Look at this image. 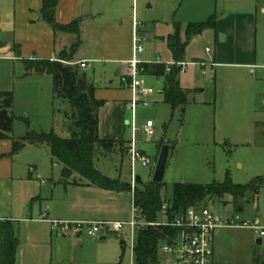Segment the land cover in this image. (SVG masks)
Here are the masks:
<instances>
[{
    "label": "rangeland",
    "instance_id": "rangeland-1",
    "mask_svg": "<svg viewBox=\"0 0 264 264\" xmlns=\"http://www.w3.org/2000/svg\"><path fill=\"white\" fill-rule=\"evenodd\" d=\"M230 1L86 0L81 12L85 17L90 16L84 18L82 24L84 45L77 57L97 56L102 26L111 20H126L134 16L139 22L137 35L139 38L143 36L144 52L139 60L144 64H165L173 58L168 39L169 34L175 31L176 23L183 25L185 35L188 24L206 22L212 15L219 17L230 8ZM212 34L209 29L198 37H192L184 60H206L205 49L213 48ZM182 40L187 42V37ZM118 68L108 63H93L85 72L86 79L99 89H106L114 80V86H119L125 79V67L119 68L123 74L116 78ZM233 72L219 68L214 72L207 69V74L198 79L192 76L191 71L180 76L183 87L190 93L185 112L181 109L173 112L168 105L153 103L138 110L137 127L141 128L151 119L158 131L149 141L139 132L138 147H144L148 155L158 159L164 141L173 146L161 192L164 203L171 199L175 184L224 183L229 175L234 184L245 186L256 177H264V83H257L251 72L244 71L238 77ZM146 82L158 94L164 88L165 78L146 77ZM198 88L201 90L195 91ZM44 91V97L37 99L34 90V102L23 103L29 109L28 114L20 112L19 108L13 111L16 118L14 138L23 137L29 127L31 131H54L61 138L70 137V103L56 97L51 85V102L47 106L46 85ZM159 108H163L164 113ZM26 117L29 127L22 119ZM126 117L130 121L131 113ZM129 129L125 139L131 136ZM10 159L13 166L11 176L0 177V219L13 223L19 241L16 264H120L121 261V264H133L132 237L128 228L123 229L122 235H106L105 240L86 236L73 240L51 231L49 224L41 223L42 212L46 211L45 206L49 202L46 199L54 192L57 200L50 203L57 206L68 187L63 185V167L57 166L47 146L28 145ZM128 159V148L121 142L100 149L95 166L103 175L119 178L131 185L132 170ZM136 174L142 178V183L152 181L153 173L149 168L137 166ZM54 185L55 191L52 190ZM242 205L243 212H235L233 198L225 196L222 200L207 198L195 207H209L241 224L254 218L257 206L258 212L264 216V189L259 200L247 195ZM119 209L105 221L126 222L131 219V192L122 193ZM257 239L248 229L219 230L214 239L215 264H262L264 239L262 244H258ZM133 241L136 243L137 236ZM160 259L161 264H167L161 254Z\"/></svg>",
    "mask_w": 264,
    "mask_h": 264
},
{
    "label": "crops",
    "instance_id": "crops-1",
    "mask_svg": "<svg viewBox=\"0 0 264 264\" xmlns=\"http://www.w3.org/2000/svg\"><path fill=\"white\" fill-rule=\"evenodd\" d=\"M85 1L61 0L56 9V19L59 24L68 25L79 21L81 44L72 62L68 63L61 61L60 58L67 49L72 47L76 38L67 33H56L43 21L41 17L42 0H0V93H12L13 111L19 108L20 112L28 114L26 112L29 109L23 103L34 102V90H36L37 99L44 97L45 85L47 86L46 105H50L53 81L48 75L33 74L26 77V61H59L72 66H77L75 64L78 62L87 61L90 62L91 67L93 63H108L119 68L124 66V74L119 68L116 74V78L123 74L125 79L121 81V84L114 86V80L106 89L97 88L95 95L97 99L106 102L99 113L100 138L111 142L125 141L128 148L131 136L125 139L126 130L129 129L126 114L130 115L128 104L132 96L129 89V79H131L132 73L129 62L133 59L134 41L139 25L135 26L137 21L134 16L128 17L126 20H111L100 30L98 55L93 57L84 55L78 58L77 53L84 45L82 24L84 18L90 16L88 14L85 17L81 12ZM229 3L231 4L230 8L226 9L222 15L219 17L212 15L216 17V27L210 29L213 33V48L205 49L207 59L185 60V63L190 65L181 76L191 71L192 76L198 79L207 74V69L214 72L216 69L224 68L233 70L237 77L244 71L251 72L257 83H264V0H231ZM180 26L181 37L184 39L183 25L180 24ZM174 32L169 34V37ZM142 38L143 36L140 39ZM207 49H210L209 53ZM172 63L173 58L171 61L165 62L167 65ZM180 86L188 95L190 94L189 89L183 87L181 77ZM200 90L198 88L195 91ZM147 100L160 106L166 105L162 91L158 94L154 93ZM159 109L164 113L163 108ZM43 110L45 111V108ZM25 119L27 120L28 117ZM156 127L157 125L155 126L157 133ZM170 146L172 145L170 144ZM138 148L145 152L144 147ZM11 150L10 140H0V177H10L12 174ZM157 150H159V145ZM55 189L54 185L52 190L55 191ZM259 195L260 193L255 196V199L259 200ZM49 196L46 199L49 200L45 206L46 211L42 212L41 218L46 216L48 220L102 221L108 220L113 213L120 210L122 193L78 184L68 185L65 188L57 206L50 203V201L57 200L54 192ZM39 199L43 198L39 197ZM256 216H263L258 212V206L254 217ZM0 221L9 220L0 219ZM41 223L49 224L51 231H54L49 222L41 219ZM213 264H215V256Z\"/></svg>",
    "mask_w": 264,
    "mask_h": 264
},
{
    "label": "trees",
    "instance_id": "trees-1",
    "mask_svg": "<svg viewBox=\"0 0 264 264\" xmlns=\"http://www.w3.org/2000/svg\"><path fill=\"white\" fill-rule=\"evenodd\" d=\"M41 17L56 33L73 35L76 40L69 52H64L60 60L71 63L78 51L80 41L79 21L68 25L59 24L56 19V9L61 0H42ZM216 17L212 16L206 22L190 23L186 27L187 42L181 37V26L175 24V32L168 39V47L173 56L174 65L142 64V74L145 77H164L162 90L164 103L173 112L178 109L185 111L188 103V93L180 86L181 67L189 41L204 31L215 29ZM198 62V61H195ZM33 74L48 75L53 81V93L58 98L67 100L72 108L70 137H59L54 131L48 133L28 130L21 138L13 137L15 116L13 114L14 98L12 93H0V140H10L13 157L26 146H47L57 165H61L63 185L93 186L117 193L131 192V185L120 180H113L103 175L95 166L99 150L120 144L124 141H105L99 135V113L105 106V101L96 98V86L87 80L86 73L79 66L67 65L59 61H26L25 76ZM131 79H129V83ZM27 126L29 123L22 118ZM164 145V144H163ZM163 147V146H162ZM161 147V148H162ZM171 150H172V146ZM153 158V157H152ZM156 162L157 158H153ZM141 187L139 188V186ZM165 184H155L153 181L139 183L135 190V205L148 222L159 220L164 204L162 189ZM264 189V177H256L248 185L234 184L230 178L224 183L214 182L210 185L175 184L173 194L168 201L170 218L182 211L197 206L207 198L222 200L225 196L233 198L236 211L243 209V201L247 195L256 196ZM177 235L175 229L169 227L146 228L137 235L134 248V264H161L160 247ZM19 241L11 221H0V264H16ZM125 252L124 243L121 242ZM122 262V261H121ZM120 262V264H121ZM264 264V261L262 262Z\"/></svg>",
    "mask_w": 264,
    "mask_h": 264
},
{
    "label": "built area",
    "instance_id": "built-area-1",
    "mask_svg": "<svg viewBox=\"0 0 264 264\" xmlns=\"http://www.w3.org/2000/svg\"><path fill=\"white\" fill-rule=\"evenodd\" d=\"M139 24L135 23L137 27ZM144 52L142 39L137 35L134 41L133 59L129 62L131 73V82L129 89L131 91V100L128 109L131 113V119L128 122L131 129V139L129 142L128 153L131 164V194H132V212L131 219L126 222L119 221H78V220H48L46 216L42 221L51 224L52 230L60 235L77 238L86 236L90 239L101 238L108 234L122 235L123 229L128 228L132 237L133 262L134 248L136 243L133 241L138 233L146 228L169 227L177 231V235L171 237L169 241L160 247V254L167 264H213L214 263V239L219 230L228 228L248 229L254 232L258 239H264V216H256L251 221L235 223L232 218L226 217L209 207H190L174 218H170L169 204L164 203L161 209L159 220L148 222L143 217L141 211L135 205V190L138 186L137 166L149 168L154 173L156 162L154 159L138 148L137 136L142 132L148 140L155 136V123L148 120L141 128L137 127V112L140 108H147L150 102L147 100L155 91L146 82V77L142 74V63L138 56ZM210 52V49H207ZM80 67L82 72L91 69L90 62L82 61L75 64ZM174 65V62L168 66ZM190 65L188 63H179L181 74H183ZM241 213V211H236ZM162 219V221H160ZM134 264V263H133Z\"/></svg>",
    "mask_w": 264,
    "mask_h": 264
},
{
    "label": "water",
    "instance_id": "water-1",
    "mask_svg": "<svg viewBox=\"0 0 264 264\" xmlns=\"http://www.w3.org/2000/svg\"><path fill=\"white\" fill-rule=\"evenodd\" d=\"M170 153H171L170 144L168 141H165V143H164L163 147L161 148L159 155H158L156 167H155L153 177H152L153 183H155V184H163L164 183ZM137 180H138V183L143 182L141 177H138ZM184 184H185V182H184ZM100 239L105 240L106 236H102ZM257 243L262 244V240L257 239Z\"/></svg>",
    "mask_w": 264,
    "mask_h": 264
}]
</instances>
